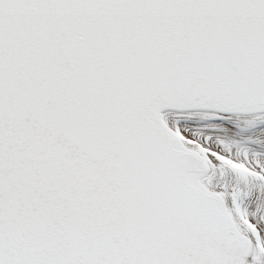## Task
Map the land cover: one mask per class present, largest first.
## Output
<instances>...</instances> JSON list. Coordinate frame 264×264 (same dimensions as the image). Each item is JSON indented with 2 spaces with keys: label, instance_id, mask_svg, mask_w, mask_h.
Wrapping results in <instances>:
<instances>
[{
  "label": "snow or ice",
  "instance_id": "1",
  "mask_svg": "<svg viewBox=\"0 0 264 264\" xmlns=\"http://www.w3.org/2000/svg\"><path fill=\"white\" fill-rule=\"evenodd\" d=\"M0 264H264V0H0Z\"/></svg>",
  "mask_w": 264,
  "mask_h": 264
}]
</instances>
